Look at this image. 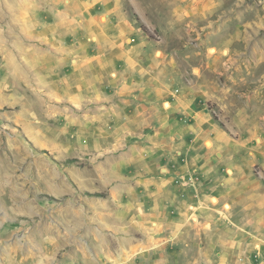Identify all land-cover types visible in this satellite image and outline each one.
<instances>
[{
    "label": "rangeland",
    "instance_id": "374dc122",
    "mask_svg": "<svg viewBox=\"0 0 264 264\" xmlns=\"http://www.w3.org/2000/svg\"><path fill=\"white\" fill-rule=\"evenodd\" d=\"M104 2L145 45L136 56L146 107L133 115L125 98H109V70L67 94L73 73L62 53L42 56V18L16 50L11 32L23 31L0 11V264H264V229H247L226 199L199 191L215 164L232 176L218 136L236 144L232 155L239 145L258 158L264 188V0ZM43 59L53 68L39 69ZM16 61L24 71L10 69ZM168 113L190 131L162 132ZM138 118L146 136L133 128Z\"/></svg>",
    "mask_w": 264,
    "mask_h": 264
},
{
    "label": "crops",
    "instance_id": "0c3cea01",
    "mask_svg": "<svg viewBox=\"0 0 264 264\" xmlns=\"http://www.w3.org/2000/svg\"><path fill=\"white\" fill-rule=\"evenodd\" d=\"M36 1L0 0V7L2 8H0V11H4V18L10 19L11 22L17 24V27H20L21 31H23L21 34L19 30L11 32L12 47H15L16 50L20 49L19 37L24 40L26 37L28 39L33 37L29 30L33 24L35 25L36 19L41 17L42 26L48 31L44 35L45 37L48 36V39L39 37L41 44H43L42 56L59 55L62 53L59 55V61L68 65L66 67L70 65L67 70L73 73V81L66 79V83H64L66 84L67 94L71 91L74 93L78 89L87 86L90 80L88 79L89 73H95L98 70L102 74H106L109 70L115 73L112 79V93L109 98H125L123 105L126 107V113L128 112L127 114L129 115L135 114V111L144 110L146 106L142 102V98L147 97V91L144 85L143 70L137 62L138 56H136L140 53V49H144L145 46L142 36L135 31L127 30L126 26H122L120 22H117L109 11V5L104 0ZM27 9L33 10L31 20H27L29 17L28 13L20 19L18 14L25 13L23 11H27ZM103 16L106 18L104 22H101L100 19ZM3 35L7 37L5 36L6 34H2V38ZM71 41H73L75 46L73 51L68 50V47H66ZM4 47L8 49L7 45ZM15 49L12 50V54H14ZM127 53L134 55L135 62L128 61V57H126ZM72 54L75 57L73 60L67 57L68 55L70 57ZM15 66L10 65V69L25 70L24 66L17 61L15 62ZM37 67L43 71L53 68L51 65H48L45 59L42 60V65L39 66L37 64ZM32 69L36 70L37 68L33 67ZM21 75L18 76V79ZM19 80L23 81V78ZM120 82L121 84L118 85ZM116 111L115 100H112V106L109 105L108 112L114 115ZM164 117L161 116V127L164 128H161L162 132H165L166 129L174 132L179 126V129H182L183 132L190 131V122L186 121L178 125V120L183 119L182 116L179 117L176 114L168 113L166 118ZM133 123V128H135L136 132L140 133L142 128L144 130L143 136H146V122L143 123V120L141 122L138 118ZM208 128L211 127L208 126ZM183 141L186 142V140ZM207 144L210 145V143ZM212 144L216 145L223 153V164L233 168V171L226 170L232 173V176L221 177L220 174L217 175L218 164H215L214 175L212 177L204 176L201 178L200 193L210 194L217 197L218 200L226 199L230 207L234 208L237 220L242 222L247 218L251 222L246 227L247 229L252 231L264 229V188L263 183L254 173V168L259 161L258 158L254 159V156H252L251 160L246 159L243 148L239 145L237 146L238 150L232 155L230 148L232 146L236 147V144H233L227 137L218 136L216 140L212 141ZM233 157L235 158V162L231 161ZM191 167L189 162L184 165V169ZM262 175H264L263 167ZM205 178L207 179L205 180ZM216 181L219 182L218 186L214 185ZM143 182L147 183L146 181ZM157 182V180L149 181V183ZM160 189H164L163 186ZM171 191L176 196L183 193L187 197L192 192L190 188L178 187L175 184L171 185ZM156 192L159 194V191Z\"/></svg>",
    "mask_w": 264,
    "mask_h": 264
},
{
    "label": "bare ground",
    "instance_id": "6f19581e",
    "mask_svg": "<svg viewBox=\"0 0 264 264\" xmlns=\"http://www.w3.org/2000/svg\"><path fill=\"white\" fill-rule=\"evenodd\" d=\"M15 5V4H14ZM11 65H14L15 66V63L13 62ZM45 186L48 188V189H50L52 192H56L55 191V189L53 188V185L52 184H45ZM47 228H45L44 230H46ZM114 255L116 256V254H117V257H120V254H119V252H116L115 250H114Z\"/></svg>",
    "mask_w": 264,
    "mask_h": 264
},
{
    "label": "water",
    "instance_id": "95a60500",
    "mask_svg": "<svg viewBox=\"0 0 264 264\" xmlns=\"http://www.w3.org/2000/svg\"><path fill=\"white\" fill-rule=\"evenodd\" d=\"M218 156H219V154H218Z\"/></svg>",
    "mask_w": 264,
    "mask_h": 264
}]
</instances>
